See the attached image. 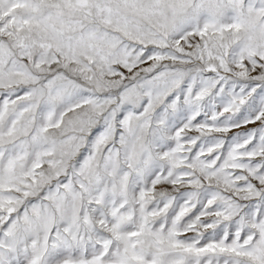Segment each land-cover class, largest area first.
Wrapping results in <instances>:
<instances>
[{"label":"snow or ice","instance_id":"6c2138e0","mask_svg":"<svg viewBox=\"0 0 264 264\" xmlns=\"http://www.w3.org/2000/svg\"><path fill=\"white\" fill-rule=\"evenodd\" d=\"M0 264H264V0H0Z\"/></svg>","mask_w":264,"mask_h":264}]
</instances>
